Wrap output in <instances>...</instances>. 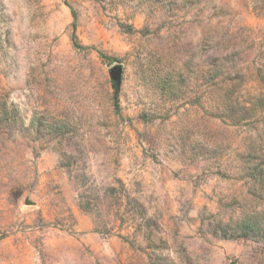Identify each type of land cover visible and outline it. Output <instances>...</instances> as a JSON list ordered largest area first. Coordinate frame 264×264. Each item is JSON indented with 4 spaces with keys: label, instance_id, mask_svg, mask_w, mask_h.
<instances>
[{
    "label": "rangeland",
    "instance_id": "374dc122",
    "mask_svg": "<svg viewBox=\"0 0 264 264\" xmlns=\"http://www.w3.org/2000/svg\"><path fill=\"white\" fill-rule=\"evenodd\" d=\"M0 264H264V0H0Z\"/></svg>",
    "mask_w": 264,
    "mask_h": 264
},
{
    "label": "water",
    "instance_id": "95a60500",
    "mask_svg": "<svg viewBox=\"0 0 264 264\" xmlns=\"http://www.w3.org/2000/svg\"><path fill=\"white\" fill-rule=\"evenodd\" d=\"M121 75H122V66L120 64H116L110 69V76L113 80V86L118 90L121 85ZM29 200H26V203H29ZM33 203V202H30Z\"/></svg>",
    "mask_w": 264,
    "mask_h": 264
}]
</instances>
